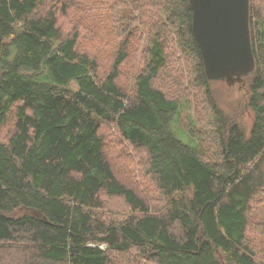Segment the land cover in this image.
I'll use <instances>...</instances> for the list:
<instances>
[{"label": "trees", "instance_id": "obj_1", "mask_svg": "<svg viewBox=\"0 0 264 264\" xmlns=\"http://www.w3.org/2000/svg\"><path fill=\"white\" fill-rule=\"evenodd\" d=\"M191 23L189 0H0V264H264V0L248 127Z\"/></svg>", "mask_w": 264, "mask_h": 264}, {"label": "water", "instance_id": "obj_2", "mask_svg": "<svg viewBox=\"0 0 264 264\" xmlns=\"http://www.w3.org/2000/svg\"><path fill=\"white\" fill-rule=\"evenodd\" d=\"M192 30L209 81L232 86L255 69L249 33V0H189ZM31 213L47 221L36 209Z\"/></svg>", "mask_w": 264, "mask_h": 264}, {"label": "rangeland", "instance_id": "obj_3", "mask_svg": "<svg viewBox=\"0 0 264 264\" xmlns=\"http://www.w3.org/2000/svg\"><path fill=\"white\" fill-rule=\"evenodd\" d=\"M238 85L239 84H235L234 86H229L225 82L212 81V87L214 89L215 95L220 105L223 106L227 111H230L232 115H235V114L239 115V118L241 120H244L248 127L251 121V115L249 112L247 113L243 112L244 111L243 108H245V106H243V101L241 99H245V98L243 97V90H238ZM238 105L239 106L241 105V106L238 107ZM186 117H190L193 120L195 119L194 104L191 101L189 102V104H185L181 108V114L179 116L178 123L175 125V129H174L178 138L187 141L189 133L184 125ZM198 147H199V152H202L203 147L201 146V144L198 145ZM187 194H190V191H187ZM116 203H118V201H116ZM108 206H110L111 208L116 207L114 203L113 204L109 203ZM253 206H256L255 201L253 202ZM251 212L256 213L254 214L256 218H259V217L264 218V203L260 204L255 210H251ZM111 215L118 217L119 212L114 210V212L111 213Z\"/></svg>", "mask_w": 264, "mask_h": 264}]
</instances>
